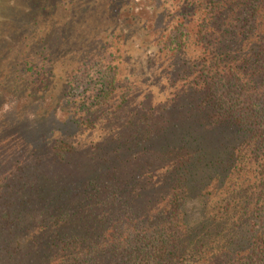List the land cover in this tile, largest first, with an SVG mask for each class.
Wrapping results in <instances>:
<instances>
[{"label": "trees", "instance_id": "trees-1", "mask_svg": "<svg viewBox=\"0 0 264 264\" xmlns=\"http://www.w3.org/2000/svg\"><path fill=\"white\" fill-rule=\"evenodd\" d=\"M144 1L124 84L0 124V264H264V0Z\"/></svg>", "mask_w": 264, "mask_h": 264}, {"label": "rangeland", "instance_id": "rangeland-1", "mask_svg": "<svg viewBox=\"0 0 264 264\" xmlns=\"http://www.w3.org/2000/svg\"><path fill=\"white\" fill-rule=\"evenodd\" d=\"M153 21L144 0H0V124L62 121L60 76L79 64L87 68L79 85L92 93L113 78L124 84L121 49L140 42L143 25L153 29Z\"/></svg>", "mask_w": 264, "mask_h": 264}]
</instances>
